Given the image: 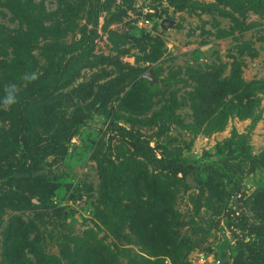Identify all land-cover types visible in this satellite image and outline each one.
Here are the masks:
<instances>
[{"label": "rangeland", "instance_id": "rangeland-1", "mask_svg": "<svg viewBox=\"0 0 264 264\" xmlns=\"http://www.w3.org/2000/svg\"><path fill=\"white\" fill-rule=\"evenodd\" d=\"M219 262L264 264V0H0V264Z\"/></svg>", "mask_w": 264, "mask_h": 264}, {"label": "clouds", "instance_id": "clouds-1", "mask_svg": "<svg viewBox=\"0 0 264 264\" xmlns=\"http://www.w3.org/2000/svg\"><path fill=\"white\" fill-rule=\"evenodd\" d=\"M26 79L35 80L36 75L33 73V74L27 76ZM17 102L18 101H17V97H16V88H15V85H12L6 89L4 104H5V106H11V105L16 104Z\"/></svg>", "mask_w": 264, "mask_h": 264}, {"label": "water", "instance_id": "water-1", "mask_svg": "<svg viewBox=\"0 0 264 264\" xmlns=\"http://www.w3.org/2000/svg\"><path fill=\"white\" fill-rule=\"evenodd\" d=\"M170 24H171L170 21H167V20H164V21H163V26H168V25H170Z\"/></svg>", "mask_w": 264, "mask_h": 264}, {"label": "trees", "instance_id": "trees-1", "mask_svg": "<svg viewBox=\"0 0 264 264\" xmlns=\"http://www.w3.org/2000/svg\"><path fill=\"white\" fill-rule=\"evenodd\" d=\"M118 129H119L120 132H122V133H124V134H129L128 131H126V130L120 128V127H119Z\"/></svg>", "mask_w": 264, "mask_h": 264}, {"label": "built area", "instance_id": "built-area-1", "mask_svg": "<svg viewBox=\"0 0 264 264\" xmlns=\"http://www.w3.org/2000/svg\"><path fill=\"white\" fill-rule=\"evenodd\" d=\"M219 264H220V262H219Z\"/></svg>", "mask_w": 264, "mask_h": 264}]
</instances>
